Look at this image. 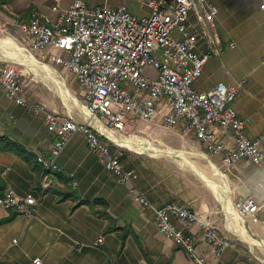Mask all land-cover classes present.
I'll list each match as a JSON object with an SVG mask.
<instances>
[{
    "label": "crops",
    "instance_id": "0c3cea01",
    "mask_svg": "<svg viewBox=\"0 0 264 264\" xmlns=\"http://www.w3.org/2000/svg\"><path fill=\"white\" fill-rule=\"evenodd\" d=\"M72 1L0 0V30L10 32L15 28L20 39L13 24L15 19H27L33 12L53 14L52 6L64 8ZM85 1L91 5L124 4L137 15L151 12L148 0ZM210 1L217 7L213 29L223 47L219 55L207 59L194 87L207 91L219 81L232 84L247 77L234 106L245 119L249 136L254 137L264 129V10L259 7L262 0ZM230 40L235 41L234 47L227 45ZM205 47L200 41L199 50L204 51ZM227 66L240 76H233ZM138 127L145 131L147 141L156 140L162 148L183 150L191 164L177 154L121 152L125 154L121 158L123 165L136 174L132 182H123L99 162L84 135L77 132L57 156L62 171L50 174L49 185L44 189L41 169L36 173L17 153L0 149V191L11 186L20 195L32 192L38 198L36 210L29 217L0 204V220L11 216L0 222L1 264H36L35 257L41 259L39 264H195L172 238L159 232L152 210L136 198L138 189L155 205L169 201L185 203L233 236L231 245L217 255L202 240L199 226L188 227L197 237L198 251L211 264H264V245L234 237L237 233L223 205L224 199L232 205L235 199L248 194L263 201L264 171L246 159L226 167L222 154L207 155L204 144L184 121L172 127L165 126L161 119L137 121L132 129ZM0 134L23 145L35 157L47 153L53 142L42 114L15 105L1 88ZM218 136L232 142L230 131L219 130ZM214 166L223 176L216 173ZM199 172L220 184L226 181V197L208 185ZM103 209L115 222L111 230L106 228L109 220L98 213ZM240 220L251 236L264 242V209L259 212L258 221L249 216ZM100 237L102 242L97 243Z\"/></svg>",
    "mask_w": 264,
    "mask_h": 264
},
{
    "label": "built area",
    "instance_id": "2783aa9c",
    "mask_svg": "<svg viewBox=\"0 0 264 264\" xmlns=\"http://www.w3.org/2000/svg\"><path fill=\"white\" fill-rule=\"evenodd\" d=\"M147 5L151 12L137 15L124 4L91 5L73 0L64 8L52 6L53 14L33 12L27 19L13 21L24 53L37 57L41 64L47 62L48 67L69 71L85 108L80 117L69 108L61 112L49 109L25 88V71L16 64H0L4 95L15 105L42 114L53 135L48 152L36 157L43 172L42 188L48 187L50 174L62 171L57 156L77 132L84 135L88 148L107 170L120 181L132 182L135 171L123 165L121 145L109 135L137 137L129 133L136 122L155 119L167 127L184 121L204 144L207 155L222 154L226 167L246 159L264 171V129L249 136L247 123L234 106L247 77L232 84L219 81L207 91L194 87L207 59L218 55L223 47L213 29L217 7L210 0H148ZM259 7L264 10V0ZM200 41L206 45L204 51L199 50ZM227 44L234 47L235 41ZM148 67L154 69V76L147 73ZM52 69L65 84L61 71ZM219 130L230 131L232 142L220 139ZM136 198L152 210L159 232L172 238L195 264L211 263L198 251L197 237L188 227L199 226L202 240L217 255L231 245L227 234L221 233L207 215L185 203L155 205L139 189ZM37 203L32 192L20 195L11 186L0 191L1 205L27 217L34 213ZM232 208L241 219L249 216L258 221L264 200L257 201L248 194L235 199ZM101 242L102 237L97 240ZM33 262L39 264L41 259L35 257Z\"/></svg>",
    "mask_w": 264,
    "mask_h": 264
},
{
    "label": "rangeland",
    "instance_id": "374dc122",
    "mask_svg": "<svg viewBox=\"0 0 264 264\" xmlns=\"http://www.w3.org/2000/svg\"><path fill=\"white\" fill-rule=\"evenodd\" d=\"M9 31L10 32L0 30V39H9V40L12 39V40H15L16 42L12 41V40H11V43L0 42V56L3 58L2 60H0V64H3V63L16 64L19 66V68H21L23 71H25V75L23 76L25 88L28 90L29 94L34 99L43 102L49 109L61 112V111H65L66 108H69L75 115H77L79 117L83 116L84 112H85V108L83 105L80 88H79L78 84L76 83V81L74 80L72 74L64 68L55 67L54 65H50L51 68H57L58 71H61L66 86L69 87L71 93L76 97V100H71V99L69 100L68 99V101L66 103H64L62 100V97H60L58 95L56 88L53 87L52 84H49L51 82L47 78H45L42 73L40 74V72H37L35 69L28 66V63H22V60L24 61L25 57L23 55L24 51L20 50L21 48L19 47L22 45V43L20 42L21 39H19L18 36L16 35L17 32H15V28L9 29ZM3 45H5V46H3ZM228 49H230V48H228ZM54 50L59 52V49H54ZM211 56H217V55H211ZM35 58L37 59V57H35ZM44 63H46L48 66L47 62H44ZM39 64L41 65V63H39ZM45 70L46 69L43 70L44 74L46 72H49V71H47V70L45 71ZM227 70L230 71L231 69L227 66ZM147 73L152 75V76L155 75L154 69H147ZM231 74L235 77L240 76V73L238 74L232 70H231ZM142 129H144V128H142ZM144 130H147V129H144ZM144 132L145 131H142L140 129V127H138V129L134 128L132 130H129V133L135 134V135L139 136L140 138H144V135H143ZM152 143L156 144V145L159 144L158 142H156V140H152ZM158 146L162 147L163 145L159 144ZM119 149H121L122 153L124 152V153L132 154V155L133 154L153 155V154H147L145 152L137 151L134 149H129V148L124 147V146L119 147ZM124 155L123 154L121 155L122 159H124ZM154 155H160V154H154ZM204 160L206 161V159H204ZM218 230L221 233H224L219 228H218ZM227 236L229 237L230 240L233 237L229 233L227 234ZM234 237L241 238L243 241L246 242V240L243 239L238 234H236ZM257 248L260 249V247H257Z\"/></svg>",
    "mask_w": 264,
    "mask_h": 264
},
{
    "label": "bare ground",
    "instance_id": "6f19581e",
    "mask_svg": "<svg viewBox=\"0 0 264 264\" xmlns=\"http://www.w3.org/2000/svg\"><path fill=\"white\" fill-rule=\"evenodd\" d=\"M11 40H9V39H0V42L11 43ZM12 41H15V40H12ZM3 46H5V45H3ZM20 50H22V49H20ZM23 55L25 57V60H24L25 62L22 60V63H28V66H30L31 68L35 69L37 72H40V74L42 73L43 76L45 78H47L51 82L49 84H52V86L56 88V90L58 92V95L60 97H62V100H63L64 103H66L68 101V99L69 100L70 99L71 100H76V97L71 93L69 87H67L66 84L63 83L62 79L60 80L54 75V72H53L52 68H50V67H48L47 65H44V64L40 65L35 57H32V56H30L28 54H25V53ZM44 69L49 71L48 73H45L46 75H44V73H43ZM109 137L115 143H117L118 145H121L122 147L124 146V147H127L129 149H134V150H137V151L145 152L147 154H159V153H166V155L167 154H177L185 162H187L188 164H191V161L188 159L187 154L183 150H175V149H171V148H162V147H159V146H157V145H155V144H153L151 142L149 143V142H147L146 139L140 138L138 136L134 137V138H130V137L120 138V137H117L115 135H109ZM204 156H206V155H204ZM214 170L216 171V173H218L221 176H223L221 174L222 171L220 172L219 169L217 168V166L216 167L214 166ZM199 173L203 176V178L206 180L208 185H210L215 191H217V192L220 191V193L224 196V198L226 197L227 188H229V187L224 186V185H226V181L224 182L225 184H223V183L220 184L218 180H217L218 182L215 181V179H212L208 175H205V173H202V172H199ZM223 205H224V208L226 210V214L230 217V219L232 221V224H230V225H231V227H233V230L239 236H241L243 239H245L247 242H249L251 244H257V245H262L263 246L264 245L263 241L256 239L255 237L251 236L248 233V231L244 227L242 221L240 220V217L235 213L234 209L231 207L232 205H230L228 203V201H225V199H224Z\"/></svg>",
    "mask_w": 264,
    "mask_h": 264
},
{
    "label": "trees",
    "instance_id": "16d2710c",
    "mask_svg": "<svg viewBox=\"0 0 264 264\" xmlns=\"http://www.w3.org/2000/svg\"><path fill=\"white\" fill-rule=\"evenodd\" d=\"M0 149L1 150H11L17 153L21 158H23L27 163H29L31 168L36 173H39L40 169L42 170L41 164L37 161V158L35 157V155H33V153L28 151L23 145H20L15 140H13L12 138H10L9 136L5 134L4 135L0 134ZM98 213L99 215L104 216L109 220L108 225L106 227L107 230H111L115 227V222L113 218L108 215L105 209L98 211ZM10 217L11 216L2 219L0 220V222L8 220Z\"/></svg>",
    "mask_w": 264,
    "mask_h": 264
}]
</instances>
